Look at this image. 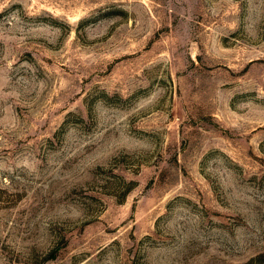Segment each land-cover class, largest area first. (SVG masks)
I'll list each match as a JSON object with an SVG mask.
<instances>
[{"label":"rangeland","instance_id":"obj_1","mask_svg":"<svg viewBox=\"0 0 264 264\" xmlns=\"http://www.w3.org/2000/svg\"><path fill=\"white\" fill-rule=\"evenodd\" d=\"M0 264H264V0H0Z\"/></svg>","mask_w":264,"mask_h":264}]
</instances>
